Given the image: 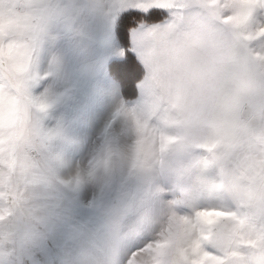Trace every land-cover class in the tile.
<instances>
[{
	"label": "snow or ice",
	"instance_id": "6c2138e0",
	"mask_svg": "<svg viewBox=\"0 0 264 264\" xmlns=\"http://www.w3.org/2000/svg\"><path fill=\"white\" fill-rule=\"evenodd\" d=\"M93 19L114 107L73 158L48 96ZM0 264H264V0H0Z\"/></svg>",
	"mask_w": 264,
	"mask_h": 264
},
{
	"label": "crops",
	"instance_id": "0c3cea01",
	"mask_svg": "<svg viewBox=\"0 0 264 264\" xmlns=\"http://www.w3.org/2000/svg\"><path fill=\"white\" fill-rule=\"evenodd\" d=\"M102 30L101 26L97 27V35L94 38L96 49L94 51L95 55L92 57V61L99 62L102 72L95 75L92 79L91 72L96 71V69H92L90 74H85L83 79L79 81L78 96H74L73 90L67 94V112L71 109L73 118L71 124H75L76 126L82 125V128L78 132L79 137L73 138L72 151L69 150L67 152V156L73 158L77 153L73 144L79 149L83 144H90L94 147L100 142L105 131V124L109 118L108 115L114 107L108 97L103 95L109 87L104 66H107L110 60V48L107 37L103 34ZM76 105L82 108L83 113L81 114L80 121L74 123L76 114L73 115V112H75ZM102 113L103 115H101ZM66 123L69 124V118Z\"/></svg>",
	"mask_w": 264,
	"mask_h": 264
},
{
	"label": "rangeland",
	"instance_id": "374dc122",
	"mask_svg": "<svg viewBox=\"0 0 264 264\" xmlns=\"http://www.w3.org/2000/svg\"><path fill=\"white\" fill-rule=\"evenodd\" d=\"M98 26L102 27L103 34L106 36L102 21L93 19L85 23L83 27V35L77 40L72 50L65 52L66 57L71 63L73 71L69 75L58 79L48 96V102L51 106L47 111L45 124L50 128H59L62 130L64 136L69 141H71V145L67 152L69 150L72 151L73 138L79 137L78 132L82 128V125H79L81 126L79 127L75 124H71V120L73 118L71 109V114L70 111L67 112V94L73 90L74 96H78L77 90L79 81L83 79L85 74H90L92 69H96L95 72H91L92 79L95 77V75H98L100 72H102V67L100 66L99 62L92 61V57L95 55L94 51L96 48L94 38L97 35ZM104 68L106 70L107 66H104ZM71 96L73 97V95ZM82 113V108L76 105L75 112H73V115L76 114L74 117V123L80 121ZM110 114L108 116H110ZM68 118L69 124L66 123ZM73 145L75 150L78 151L76 145Z\"/></svg>",
	"mask_w": 264,
	"mask_h": 264
}]
</instances>
